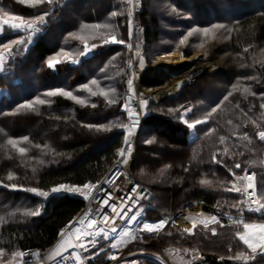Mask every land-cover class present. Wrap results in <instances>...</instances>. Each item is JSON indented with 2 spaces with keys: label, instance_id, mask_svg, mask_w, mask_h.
<instances>
[{
  "label": "trees",
  "instance_id": "obj_1",
  "mask_svg": "<svg viewBox=\"0 0 264 264\" xmlns=\"http://www.w3.org/2000/svg\"><path fill=\"white\" fill-rule=\"evenodd\" d=\"M262 1L141 0L132 17L124 0H0V19L7 21L0 25V50L9 53L0 62V249L5 255L18 259L22 250L50 249L81 213L85 194L122 158L130 139L125 101L133 70L142 71L138 89L153 92L170 81L152 67L156 56H189L201 48L219 68L167 100H147L129 166L135 178L153 186L151 200L142 203L141 221H158L191 201L201 203L200 217L217 218L191 233L170 221L157 235L144 231L150 242L145 249L197 248L207 263L235 264V257L247 252L238 238L243 226L264 221L243 211L242 197L231 187L239 173L253 172L264 199V143L258 138L264 130ZM219 2L224 10L211 4ZM66 11L68 20L62 18ZM13 16L39 21L23 48L22 42L13 43L22 35L10 27L17 22L9 19ZM189 123H195L196 135L190 140ZM87 150L90 154L83 155ZM105 245L100 240L91 251ZM108 252L99 251L90 264H108Z\"/></svg>",
  "mask_w": 264,
  "mask_h": 264
},
{
  "label": "built area",
  "instance_id": "obj_2",
  "mask_svg": "<svg viewBox=\"0 0 264 264\" xmlns=\"http://www.w3.org/2000/svg\"><path fill=\"white\" fill-rule=\"evenodd\" d=\"M124 1L129 5L132 17H134L140 11L141 0ZM29 24L31 23H26L28 32H30L29 30L32 27V24L31 27L28 26ZM23 37H26V33ZM1 54L5 58L8 57L5 49L1 50ZM141 75L142 72L140 70H133L134 84H138ZM189 78L192 79V77L185 78L187 81L186 85H191L192 81H194L193 79L190 81ZM259 140L264 143L260 138ZM121 161L122 159L116 161L100 182L89 190L81 213L64 230L71 238V249L55 254H51L50 249L44 253L35 248L22 250L19 252L17 263L85 264V258L80 260L77 254H81L82 251L93 250L100 238L120 237L125 227L128 226L131 220L130 217L135 216L141 210L142 203L150 201L153 195V186L135 178L129 166ZM262 163L264 164V153L262 155ZM248 177L252 178L251 183L254 185L255 197L250 195L253 189L248 188L250 182ZM233 190L241 195L244 209L247 213L256 217H264V207H261V205H264V199H260L257 194L256 175L254 173H239L233 181ZM45 193L47 194L46 191L42 192L43 195ZM257 208L260 211H255ZM214 221L210 220L209 223ZM89 223H91V227H89ZM77 226L81 231L79 236L75 232L78 229ZM89 233H92V235H88ZM120 254H123L122 250ZM150 257L158 264H210L194 248L189 249L186 254L175 248H169L164 250L163 253H151ZM110 260L112 261L108 264H135L137 259H132L128 254L125 257L118 255L115 258L111 255Z\"/></svg>",
  "mask_w": 264,
  "mask_h": 264
},
{
  "label": "rangeland",
  "instance_id": "obj_3",
  "mask_svg": "<svg viewBox=\"0 0 264 264\" xmlns=\"http://www.w3.org/2000/svg\"><path fill=\"white\" fill-rule=\"evenodd\" d=\"M94 1H96V0H89V2H94ZM211 2L213 1V0H210ZM152 4V3H151ZM188 3L186 2V5H187ZM212 5H214L215 7H216V9H218V10H224V8H225V5L224 4H221V2H219V3H211ZM261 4H264V1H262V3ZM153 6V5H152ZM154 7V6H153ZM254 7H255V5H253L252 7H251V9L253 8L254 9ZM68 10H70V9H68ZM71 17V13L69 12V11H66V13H64L63 15H62V18L64 19V20H68L69 18ZM26 23H31L32 24V27L30 28V32H28V29H27V27H26V23H25V26H24V28H23V30H20L21 32H22V35H21V37H20V42H22L23 44L22 45H20V46H18V47H21V48H23V46H24V43H25V41H26V38L28 39V38H31V37H33L34 36V31L36 30L35 29V27H36V25H37V23H39V21H25ZM26 33V37H23L24 36V34ZM210 34V37H212V36H214L215 35V33L214 32H211V33H209ZM29 43H31V40L29 41L28 40V43H26V44H29ZM17 47V48H18ZM26 47V46H25ZM3 49H5L6 51H7V53H8V49L7 48H3ZM3 49H1V50H3ZM19 49V48H18ZM1 50H0V62H1V60H3L4 59V56H2V54H1ZM9 54V53H8ZM173 54H178V55H180L181 56V58L180 59H176V58H174V55ZM202 61V63H203V61L205 62V63H208V62H210V64H211V67H212V69H213V71H208V69H207V67L206 68H204V69H202V68H194V70H195V72L197 73L196 75H197V77H194V78H192L194 81H192V84L191 85H188V86H192V85H195V84H197V83H199V80L201 79V78H203V77H205L206 75H208V74H211V73H213V72H215L219 67H218V65H216L215 63H214V61H212L211 59H209L208 58V54L206 55V53L201 49V48H199L197 51H195V52H193V53H191L189 56H185V55H183L182 54V52H179V53H169V54H167V53H162V54H159L158 56H156V58H155V62H154V64L152 65V67H156L157 65H164L165 67L167 66V64H171V63H175V62H179L180 63V65H178V66H175V67H173V68H175V70H177L178 68H181V66H185V65H187V64H191V66L189 67V68H191V67H193L195 64H197L199 61ZM1 65V64H0ZM205 67V66H204ZM157 68V67H156ZM188 68V69H189ZM158 69H160V70H163V71H165L164 69H162V68H158ZM166 72V71H165ZM179 71H177V72H175V73H167L166 72V74L167 75H169L170 76V81L167 83V84H165L164 86H162V87H164V88H160V89H157V90H155V91H158V90H162V89H166V88H168V87H172L173 85H176L175 83L179 80L177 77V79H175L174 80V78H175V76H176V74L178 73ZM190 79V81L192 80L191 78H189ZM169 84V85H168ZM138 85H139V82H138V84H137V86H136V88L138 89ZM167 85V86H166ZM155 91H153V92H155ZM153 92H145V91H142V89H138V95L140 94V93H147V94H149V97L147 98L148 100L149 99H152V98H155V100H156V96H153V95H151V93H153ZM176 93H177V91H176ZM176 93H174V95L176 94ZM128 130H129V128H128ZM127 133H128V131H127ZM130 138V137H129ZM130 142V141H129ZM133 149H134V144H133ZM93 151V150H92ZM126 151H127V148L124 150V152L122 153V154H124V153H126ZM90 150L88 151H83V155H89L90 153ZM177 152H181V151H176V152H174V153H177ZM133 153V152H132ZM132 156H133V154H131V157H129L128 158V161H127V166H128V164L130 165V163H131V159H132ZM164 157V156H163ZM167 157V156H166ZM129 169H130V166H129ZM0 187H3L2 185H0ZM231 187H233V181L231 182ZM11 190H17L18 188H16L15 186L13 187V186H10L9 187ZM180 209H182V208H180ZM179 209V210H180ZM179 210H177V211H179ZM177 211H168L167 212V215H166V217H164V218H162V219H160V220H158V221H163V225H162V227L159 229V230H156V231H154V232H152V231H147V230H145L144 228H143V226H144V223H147V221H141L140 220V215H141V211H139L135 216H136V219L135 220H130L129 221V224H128V226H126L125 227V229H124V231H123V234L116 240V241H114L113 243H110L109 244V246H110V248H109V252H108V254H107V257H106V259H108V263L109 262H111L112 260H110V257H111V255L113 256V253L115 252V251H117L116 249L117 248H122V247H127V249L125 248V249H123V254L121 255V257H125V255L126 254H128V253H130L129 254V256L132 258V259H137L136 260V262H135V264H138L139 262H140V260H147V261H151V262H153V263H155V264H158L156 261H154L151 257H147V256H144V255H140L141 253H148V254H151V253H154V252H151V251H149V250H147V249H145L147 246H148V244L150 243L149 241H147V240H145L144 239V231H147L148 233H155L156 235L157 234H159L161 231H163L164 229H165V227H166V224L170 221V223H175V224H177V226H179L182 230H185L187 233H189V231H193V230H191V228H192V226H194L195 224H196V222H201V221H204L206 218L205 217H201V218H196V217H194L193 219H191L190 221H191V223H190V225L189 226H187L186 228H185V226H183V224H181V223H179V221H178V217L176 218V216H178L177 214H178V212ZM243 211L245 212V209H244V206H243ZM247 213V212H246ZM199 214V213H198ZM249 214V213H248ZM176 218V219H175ZM204 218V219H203ZM158 221H155V222H158ZM152 223V222H151ZM252 223H254V222H252ZM248 224H251V223H248ZM248 224H245V225H248ZM203 225V224H202ZM245 225L243 226V230H244V227H245ZM178 227V228H179ZM195 227H193V229H194ZM155 239L156 238H154L153 240L155 241ZM242 242V241H241ZM243 243V242H242ZM113 245H115V247H113ZM246 247V246H245ZM169 248H175L176 250H178V251H180L178 248H176V247H173V246H167V247H162V248H157V252L158 253H163L164 252V250H167V249H169ZM247 248V247H246ZM194 249H197V248H194ZM197 251L199 252V250L197 249ZM181 252V251H180ZM181 253H184V252H181ZM200 253V252H199ZM249 250L247 249V252H244V253H241V254H239V255H237L236 257H235V264H241L242 262H243V259H247L248 258V260L250 259V255H249ZM184 254H186V253H184ZM201 255V254H200ZM17 256V255H16ZM16 256H13V258H11V257H7L6 255H5V251H3L2 249H0V264H16L17 262H16ZM53 257V256H52ZM252 257H254V256H252L251 255V258ZM11 258V259H10ZM219 262H221V261H219ZM222 263V262H221ZM220 263V264H221Z\"/></svg>",
  "mask_w": 264,
  "mask_h": 264
},
{
  "label": "crops",
  "instance_id": "obj_4",
  "mask_svg": "<svg viewBox=\"0 0 264 264\" xmlns=\"http://www.w3.org/2000/svg\"><path fill=\"white\" fill-rule=\"evenodd\" d=\"M177 90L175 91H172V93H176ZM179 91V90H178ZM177 91V93H178ZM138 89L136 88V85H131L130 87V90H129V95H132L134 98H136L137 102H138V112L141 116V110H142V107H144L145 104H141V101H147L148 99H137L138 98ZM174 96V95H173ZM171 96V97H173ZM170 97V98H171ZM154 99V102L155 103H160L161 101H157V99L155 100V98H152ZM169 99V98H168ZM151 100V99H149ZM167 100V99H166ZM164 101V100H162ZM127 108V111L129 112V110H132V108L130 106H126ZM189 125H192V127H189ZM194 125L195 123H189L188 124V127L190 128V137H189V140L190 139H194V137L196 136L195 133H194ZM138 131V130H137ZM131 132V138L129 139L130 143L131 144V147L130 149H127L126 153L122 156V161L123 164H126L127 165V161H128V158L131 157V154H133L132 152L134 151L133 149V141H134V138L137 134L136 132V129L134 130H130ZM136 132V134H135ZM128 135H129V131H128ZM86 196V194H85ZM200 207H201V203L199 201H191L189 203H186L182 209H180L178 212V216H176V218L178 217V221L180 222L181 220L183 219H188L189 217H196V218H201L199 216V212H200ZM175 218V219H176ZM204 219V218H203ZM206 219H210L212 220V218H206ZM160 222H163V221H158V222H149L147 221V223H144V226L143 228H145V224H149V225H154L155 227L151 228V230H149L148 228H145V230L147 231H156V230H159L162 226H159ZM181 223V222H180ZM201 222H196V224L194 225V227L197 225V224H201ZM252 227L246 229L244 227V230L242 231V233H240L238 235V238L240 239L241 236H250L254 241H256L257 245H259L260 243V237L262 235V233L260 232V226L261 225H264V221H260V222H254V223H251V224H248ZM78 229H76V234L77 236H79L81 234V231H80V228L77 226ZM79 230V231H78ZM191 230H193V228H191ZM192 231H189V233H191ZM119 238V237H118ZM118 238H109V239H106V238H100V240H103L105 241L106 245L104 247H102L100 250H98L97 252H92L91 250H88V251H82L81 254H77L78 258H80V260L82 258H85L86 260V263L85 264H90V261L97 256L98 252L99 251H103V250H106V249H109L110 246L109 244L110 243H113L114 241H116ZM241 240V239H240ZM242 241V240H241ZM243 242V241H242ZM99 243V242H98ZM243 244L247 247V249L249 250V255H250V259L248 260L247 259H243V262L241 264H264V247H260V246H257L256 247V251H252L250 248H248V246L243 242ZM98 245V244H97ZM72 247V242H71V238L69 237V235L67 233H65L64 231L60 234V236L58 237L57 241L51 246L50 248V252L51 254H55V253H61V252H64L68 249H71ZM127 249V247H122V248H117L116 250L119 251V255L121 257V250L123 251V249ZM130 254V253H128ZM126 254V255H128ZM251 255L254 256L251 258ZM128 257V256H127Z\"/></svg>",
  "mask_w": 264,
  "mask_h": 264
},
{
  "label": "snow or ice",
  "instance_id": "obj_5",
  "mask_svg": "<svg viewBox=\"0 0 264 264\" xmlns=\"http://www.w3.org/2000/svg\"><path fill=\"white\" fill-rule=\"evenodd\" d=\"M113 15H116V13L113 12ZM9 19L17 21V22L12 23L10 25V27L12 29H15V30H23L26 22L24 20H22L19 16L9 17ZM5 23H7L6 20L0 19V25H3ZM129 24H131V21H129ZM28 26L31 27V24H29ZM95 27H99V25H96ZM193 31H196V29H193ZM205 31H207V29H205ZM13 43H20V41H13ZM112 43H117V41H116L115 38L112 39ZM5 47H7V45H5ZM48 66L51 68V67H53V64L51 62H49V65ZM93 83H95V81H93ZM129 86L131 87V81H129ZM47 94L51 96V95H55L56 92L50 91ZM61 94L66 95V96H69V97L71 96V93H68V92H62ZM93 94H95V93H93ZM225 99H227V97H225ZM146 103H147V101H141V104L142 105L143 104H146ZM262 106H264V105H262ZM129 115L130 116L132 115L131 110H129ZM134 123H135V121H134ZM196 123L199 124L200 121H197ZM189 127H192V125H189ZM258 135H259V138L262 141H264V131H260L258 133ZM126 142H127V140H126ZM9 143L13 144V147H15L14 141H9ZM237 167H239V165H237ZM248 179L250 181L249 184H248V188H252L253 189V192L250 195L252 197H255L256 193H255L254 185L251 183L252 178L251 177H248ZM84 187L85 188H88L89 186L87 184H85ZM61 188H64V186L61 185ZM67 190L68 191H71V192H79V189L78 188H70V189H67ZM28 191L36 192V189H28ZM52 191L55 193V192L60 191V189L53 188ZM44 195H47V194L45 193ZM85 199H87V196H85ZM261 207H264V205H261ZM255 211H260V209L257 208V209H255ZM130 219L135 220L136 219V216H132V217H130ZM212 219L213 220H216V217H212ZM205 223H207V222H205ZM89 227H91V223H89ZM153 227H155V226L154 225L145 224V228H148L149 230H151V228H153ZM250 227H252V226L245 225V228L246 229H248ZM113 231H115V229H113ZM260 232L262 233V235L260 237V243H259V245H257L256 241H254L250 236H241L240 239L248 246V248H250L254 252V251H256V247L257 246L264 247V225H261L260 226ZM88 235H92V233H89ZM93 239H94V237H93ZM113 247H115V245H113ZM113 258H115V257H113Z\"/></svg>",
  "mask_w": 264,
  "mask_h": 264
},
{
  "label": "bare ground",
  "instance_id": "obj_6",
  "mask_svg": "<svg viewBox=\"0 0 264 264\" xmlns=\"http://www.w3.org/2000/svg\"><path fill=\"white\" fill-rule=\"evenodd\" d=\"M178 65H180V63L179 62H175V63H169V64H167V66L165 67L164 65H157L156 67L157 68H162V69H164L165 71H168V73H175V72H177V71H179L177 74H176V76H175V78H174V80L175 79H177L178 81L175 83L176 85H173L171 88L170 87H168V88H166V89H162V90H158V91H155V92H153V93H151V95H153V96H156V99H157V101H159V100H161L162 98H163V94L164 93H166L167 91H170V92H172V91H175V90H177L178 89V84L179 83H183V85H186V79L185 78H187V77H197V73L195 72V70H194V68H202V69H204V68H206L207 67V69H208V71H213V69H212V67H211V64H210V62H208V63H205L204 61H203V63H202V61L200 60L197 64H195L193 67H191V68H189L190 66H191V64L189 63V64H187V65H185V66H181V68H178L177 70H175V68H173V67H175V66H178ZM205 66V67H204ZM189 68V69H188ZM178 76V77H177ZM177 77V78H176ZM144 94H146L147 95V97H149V94H147V93H140L139 95H138V98L137 99H143L142 97H143V95ZM172 95H174L173 93H172ZM168 99V98H167ZM128 166H129V164H128ZM194 217H189L188 219L186 218V219H183V220H181L180 222H181V224H183V226H185V228L187 227V226H189L190 225V223H191V219H193ZM179 222V223H180ZM163 225V222H160V224H159V226H162ZM119 251H115L114 253H113V257H117L119 254ZM140 255H144V256H147V257H150V254H148V253H141Z\"/></svg>",
  "mask_w": 264,
  "mask_h": 264
},
{
  "label": "water",
  "instance_id": "obj_7",
  "mask_svg": "<svg viewBox=\"0 0 264 264\" xmlns=\"http://www.w3.org/2000/svg\"><path fill=\"white\" fill-rule=\"evenodd\" d=\"M166 72L168 73V71H166ZM183 86H184L183 83H179L177 91L180 90ZM171 96H173L172 92L167 91L166 93L163 94V98L160 101L166 100L167 98H170ZM142 98L143 99H147L148 97H147L146 94H144ZM125 102H126L127 106H130L132 108V110H131L132 115L130 116L129 113H128V116H129V119H130V128L132 130L136 129V132H137V130L139 128V125H140V120H141L140 119V114L138 112V102H137L136 98H134L132 95H128L126 97V101ZM134 121H135V123H134ZM136 132H135V134H136ZM130 147H131V144L128 143L127 149H130ZM205 222H207V223H205ZM201 224H203V225L209 224L208 219H205L204 221H202Z\"/></svg>",
  "mask_w": 264,
  "mask_h": 264
}]
</instances>
